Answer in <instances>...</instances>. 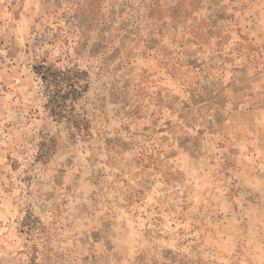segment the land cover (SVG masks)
I'll return each mask as SVG.
<instances>
[{"label":"rangeland","instance_id":"rangeland-1","mask_svg":"<svg viewBox=\"0 0 264 264\" xmlns=\"http://www.w3.org/2000/svg\"><path fill=\"white\" fill-rule=\"evenodd\" d=\"M0 264H264V0H0Z\"/></svg>","mask_w":264,"mask_h":264},{"label":"trees","instance_id":"trees-1","mask_svg":"<svg viewBox=\"0 0 264 264\" xmlns=\"http://www.w3.org/2000/svg\"><path fill=\"white\" fill-rule=\"evenodd\" d=\"M60 74L61 75H59L57 78L53 79H48L44 75L42 76L45 86L49 88V90L50 87H53V89L55 90V93L51 96L49 102L51 100L54 103V107H60L63 109L69 107L72 109V106L75 103L77 96H70L69 90H65L67 88H72L73 91H75L77 87H80V85H78V81L76 79H70L69 77L64 76V71L60 70Z\"/></svg>","mask_w":264,"mask_h":264}]
</instances>
